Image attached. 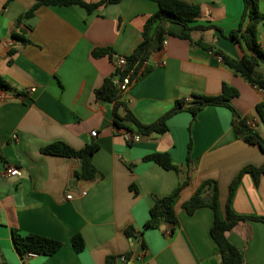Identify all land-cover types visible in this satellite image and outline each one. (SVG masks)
Listing matches in <instances>:
<instances>
[{
	"label": "crops",
	"instance_id": "1",
	"mask_svg": "<svg viewBox=\"0 0 264 264\" xmlns=\"http://www.w3.org/2000/svg\"><path fill=\"white\" fill-rule=\"evenodd\" d=\"M7 1L0 0V76L10 85L0 88V264H106L107 257H115L111 264H120L121 255L129 264H220L210 235L213 212L203 207L190 216L182 204L209 179L217 183L223 209L233 177L245 165L261 166L263 153L236 139L228 108L211 105L194 119L188 111L174 114L166 133L139 135L137 142L128 143L112 125V105L97 101L93 93L115 65L107 56L92 57L91 51L109 47L114 55L131 54L157 4L120 0L92 13L77 5L42 6L23 21L24 38L30 43L22 45L11 34L17 30V17L36 0H11L4 7ZM182 1L200 6L195 25L217 28L194 32V41L202 39L234 59L244 54L223 37L237 29L242 0ZM259 10L264 14V0H259ZM170 29L174 34L182 31L178 25ZM257 41L264 50L263 25ZM9 50L14 51L11 56ZM146 64L151 71L123 93V101L142 124L155 123L177 100L216 96L227 84L238 92L229 104L264 138V123L256 111L264 103V90L234 75L213 52L168 36ZM259 71L264 74V67ZM54 142L75 150L96 143L91 159L95 178L81 186L76 180L69 188L79 161L41 153ZM162 152L169 153L179 172L143 160ZM11 167L19 169L17 175L5 174ZM187 173L189 181L174 204L173 233L167 225L143 230L153 197L169 195ZM70 192L72 199L66 200ZM231 208L238 215L264 217V177L255 183L245 174ZM128 228L134 229L135 239L127 237ZM14 230L62 246L50 256L22 259L12 242ZM76 234L84 241L79 253L71 244ZM226 235L242 252L243 264H264L263 222H240Z\"/></svg>",
	"mask_w": 264,
	"mask_h": 264
},
{
	"label": "trees",
	"instance_id": "2",
	"mask_svg": "<svg viewBox=\"0 0 264 264\" xmlns=\"http://www.w3.org/2000/svg\"><path fill=\"white\" fill-rule=\"evenodd\" d=\"M9 1L11 0H8L4 7L7 6ZM152 1L157 4L158 10L146 19L143 30L141 31V41L131 54L125 56L124 65H116L113 58L114 54L110 51L111 49L109 47L95 48L91 51L92 57L99 58L107 56L109 61L115 65V71L110 76L104 78L102 85L93 92L97 101L112 105L113 127L117 131L124 130L128 131V133H136L142 136H150L152 134L160 135L168 131L167 120L174 114L188 111L194 119L196 114L206 106H224L232 113L231 124L236 139L258 147L264 155V138L229 104V99L237 96L238 92L227 84H223L221 94L216 96L198 95L189 100H177L171 109L151 125L139 122L132 114L128 105L123 101V93L127 88L133 83L138 82L147 72L151 71V67L146 62L150 55L162 48V42L168 36L190 41L192 44L202 47L206 51L213 52L215 56L221 59L224 66L233 71L234 75L243 78L254 87L264 90V74L259 71L260 67H264V50L257 41L258 27L259 25L264 26V14L259 10V0H242L243 12L241 13L237 29H233L226 36H223L230 41H234L244 52L239 59H234L232 56L204 42L202 39L196 41L192 39L194 32H204L210 29L217 30L213 25H195L201 11L199 5L182 0ZM119 2L120 0H99L94 3L83 0H36L32 7L17 17L16 22L18 27L11 34V39L17 40L22 45L30 43L24 38L25 30L22 28V24L24 20L30 19L39 7L77 5L82 7L86 12L92 13L103 5L117 4ZM171 24L180 26L182 31L179 34H174L170 29ZM244 49L250 53H247ZM13 53V50L8 51L9 56ZM9 87L10 85L0 76V88L6 90ZM256 111L260 121L264 123V103H259L256 106ZM97 150L98 145L96 143H91L80 150H75L67 146L64 142H54L46 147H42L41 153L80 161L81 170L75 173V179L77 181H91L97 174V170L91 162L92 155ZM143 160L155 163L168 171L179 172L180 170L172 162L168 152L146 155ZM186 164L190 165L188 156ZM245 174H250L253 181L257 183L259 178L264 177V163L259 167L248 164L241 168L228 186V197L226 198L223 209L219 203L220 194L217 183L209 179L203 180L199 184L196 192L182 204V208L190 216L203 207H208L213 212L214 218L210 235L218 247L220 264H243L244 260L242 252L228 241L226 235L228 231L232 230L238 223L247 220L264 223V217L238 215L232 211V198H234L240 180ZM73 181L74 178L72 175L69 188H72ZM188 181L189 174L187 173L169 195L153 197L150 216L144 223L143 230L158 229L161 225H167L172 226L169 229V233H173L174 226L177 222L174 204ZM126 235L132 239L136 238L133 228H128ZM12 242L18 255L22 259H26L27 255L50 256L56 253L62 246L60 241L33 234L22 236L17 230L13 231ZM71 244L75 252L79 253L84 249V241L80 234L72 236ZM113 260H115V257H107L106 264H111Z\"/></svg>",
	"mask_w": 264,
	"mask_h": 264
},
{
	"label": "built area",
	"instance_id": "3",
	"mask_svg": "<svg viewBox=\"0 0 264 264\" xmlns=\"http://www.w3.org/2000/svg\"><path fill=\"white\" fill-rule=\"evenodd\" d=\"M165 45H166V38L162 42V47L165 46ZM113 58H114V61H115V63H116L117 66H122V65L125 64V57L124 56L114 55ZM217 59L219 61H221V59L219 57H217ZM120 134H121L122 138L125 141H127L128 143L137 142L139 140V135L136 134V133H128V131L122 130ZM90 135L92 137H95L96 136V131L91 132ZM18 172H19V169L18 168L11 167V168H8L5 171V174L7 176H13V175H17ZM83 194H86L85 191H82V195ZM65 198H66V200L72 199V193L70 192L69 194H66L65 195ZM30 256H33V255H27L26 258H28ZM118 261L120 262V264H129V260H128V258H126L125 255H121L120 257H118Z\"/></svg>",
	"mask_w": 264,
	"mask_h": 264
},
{
	"label": "water",
	"instance_id": "4",
	"mask_svg": "<svg viewBox=\"0 0 264 264\" xmlns=\"http://www.w3.org/2000/svg\"><path fill=\"white\" fill-rule=\"evenodd\" d=\"M91 142H93V140H91ZM81 170V162L79 161V166H78V169L73 173V178H74V181H73V184H77V181H76V179H75V173L77 172V171H80ZM87 183L88 182H85V181H80V182H78V185L79 186H81V185H87ZM172 226H168V229H170Z\"/></svg>",
	"mask_w": 264,
	"mask_h": 264
}]
</instances>
